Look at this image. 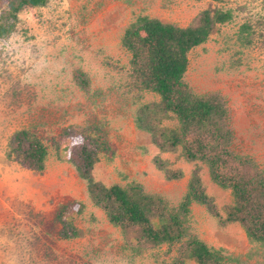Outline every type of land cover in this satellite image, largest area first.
Listing matches in <instances>:
<instances>
[{
  "label": "rangeland",
  "instance_id": "374dc122",
  "mask_svg": "<svg viewBox=\"0 0 264 264\" xmlns=\"http://www.w3.org/2000/svg\"><path fill=\"white\" fill-rule=\"evenodd\" d=\"M9 1L0 0V17ZM205 9H230L233 17L216 24L208 40L188 52L184 81L196 94L223 95L233 151L248 155L264 171V0H49L24 8L14 30L0 37V264H174L179 255V243L134 249L92 202L87 181L68 159L71 126L86 127L104 143L91 175L106 186L139 183L176 208L198 169L221 216L193 201L189 232L223 248L226 264H262L263 249L242 225L222 222L231 191L211 179L204 162L188 161L181 148L160 150L151 133L135 124L138 108L160 95L130 86L125 29L144 15L187 26ZM76 70L86 73L88 90L76 84ZM20 129L47 145L43 170L7 157L10 138ZM156 156L181 169L182 177L167 179ZM75 202L83 205L73 213L80 233L63 238L58 213Z\"/></svg>",
  "mask_w": 264,
  "mask_h": 264
},
{
  "label": "trees",
  "instance_id": "16d2710c",
  "mask_svg": "<svg viewBox=\"0 0 264 264\" xmlns=\"http://www.w3.org/2000/svg\"><path fill=\"white\" fill-rule=\"evenodd\" d=\"M48 1L10 0L9 10L0 17V37H7L14 30L22 9L44 6ZM232 17L230 9H217L214 13L205 9L187 26H179L139 16L125 29L122 44L131 54L130 86L160 95L159 101L138 108L136 126L150 132L152 142L160 150L181 148L188 161L207 165L211 179L229 189L233 196L232 203L226 206L225 218L221 217L222 222H239L249 240L263 249L264 256V171L248 155L233 151V132L223 95L218 92L196 94L184 81L188 52L206 42L216 24L226 23ZM74 80L81 89L88 90L89 79L84 71L76 70ZM164 119H174L177 125H164ZM66 132L71 134L68 138H78L71 140L68 159L87 181L90 199L106 212L113 225L121 228L134 249L179 243V255L174 264L191 260L196 264H226L223 248L211 247L189 232L188 214L193 201L221 216L213 198L205 192L198 169L192 172L187 192L178 207H169L164 198L146 193L139 183L127 187L106 186L95 180L91 170L99 159V151L105 148L104 143L90 135L84 126H71ZM6 155L25 168L41 171L49 149L29 130L20 129L11 136ZM155 162L167 179L182 177V170L171 169L168 160L156 156ZM82 206L75 202L60 209L58 217L63 222L60 230L63 238L79 236L73 213L80 212Z\"/></svg>",
  "mask_w": 264,
  "mask_h": 264
}]
</instances>
